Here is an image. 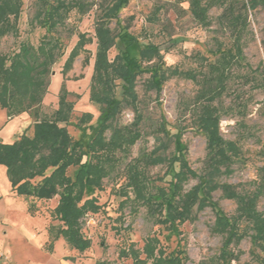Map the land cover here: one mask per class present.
Wrapping results in <instances>:
<instances>
[{"label": "trees", "instance_id": "16d2710c", "mask_svg": "<svg viewBox=\"0 0 264 264\" xmlns=\"http://www.w3.org/2000/svg\"><path fill=\"white\" fill-rule=\"evenodd\" d=\"M128 2L113 0L100 5L102 13L95 26L96 51L90 94L99 104L101 114L97 127L88 126L93 134L87 144L75 139L67 127L75 109V102L69 99L70 91L66 88L61 91L58 107L51 116L42 117L41 106L49 91L53 66L65 55L63 43L54 32L59 26H66L72 11L83 16L92 4L88 0H38L34 21L46 28L39 44L22 41L18 50L0 53V105L6 107L10 115L27 110L34 118L33 134L23 133L10 143L0 140V164L6 167L12 191L29 201L30 211L37 208L38 200L58 196L53 213L61 222L59 230L72 247L82 252L91 246V239L83 232V219L89 212L101 209L96 197L86 196L87 191L103 189V180L123 167L126 186L121 193L126 198L122 203L139 199L154 220L167 230L195 219L197 212L211 206L216 211L214 231L225 235V244L218 256L223 264L236 257L234 248L249 233L253 244L264 250V212L258 209V201L264 194V164L259 168L252 190H247L244 183L220 181L234 172V165L242 157L238 142L221 134L222 115L227 111L221 104L222 97L235 96V108L244 115L247 105L244 91L241 88L230 91V82L237 77L241 85L251 84L264 90V77L258 76V68L252 69L244 62L243 51L248 9L264 7V0H190L192 14L203 24L209 21L211 7L222 6L219 22L230 32L232 41L227 48H217L219 56L215 61H206L205 69L188 70L165 65L163 53L154 45L141 49L139 57L130 54L128 33L115 31L109 25V20L117 18ZM22 7V0H0V43L8 34H19ZM88 43H92V37L79 31L78 40L62 68L66 78L75 58L87 51ZM113 48L118 49L111 58ZM197 58L204 59L200 55ZM89 61L90 56H86L84 63ZM144 62L146 66L142 65ZM238 66H246L248 70L237 72ZM145 71L150 72L146 89L157 94L174 76H185L199 85L194 97L193 121L206 135L207 152L201 172L194 170L188 160L189 149L183 141L186 126L180 124L171 131L165 119L159 123L158 130L165 136L170 135L174 145L172 152L162 153L166 142L160 139V144L151 152L130 157L132 147L144 133L145 114L136 86L138 77ZM126 109L134 112V119L122 124L118 118ZM89 119L88 115H83L79 123L84 124ZM158 164L170 168L179 165L167 185L158 184L157 178L149 174V168ZM190 178L198 182L186 190L185 183ZM217 190L223 198L236 202L233 214L222 212L213 198ZM130 191L134 192L133 198ZM142 252L143 258L133 247L122 250L123 255H132L136 264H185L187 258L184 249L168 253L156 235L146 238ZM96 264L112 263L98 260Z\"/></svg>", "mask_w": 264, "mask_h": 264}, {"label": "rangeland", "instance_id": "374dc122", "mask_svg": "<svg viewBox=\"0 0 264 264\" xmlns=\"http://www.w3.org/2000/svg\"><path fill=\"white\" fill-rule=\"evenodd\" d=\"M23 7L19 21V34H8L2 38L0 53H12L18 50L22 41L38 45L46 28L34 21L38 0H22ZM89 11L80 16L76 11L70 13L66 26H59L54 32L63 43L65 55L53 66L51 83L41 106L42 117H49L57 109L61 91H70L69 99L75 102L74 113L67 124L69 132L75 139L87 144L93 131L89 125L98 126L101 109L91 99L90 83L96 51L95 26L102 13L101 4L113 0H88ZM223 7L215 5L208 11V23L199 22L191 12L190 0H129L117 18L109 20L115 31L123 30L129 35V50L134 57H139L140 50L149 45L157 46L164 56L167 66H177L182 70L205 69L206 61H215L219 56L218 47L230 46L232 37L219 22ZM86 32L92 37V43L86 44L87 51H82L74 60L73 67L66 78L62 68L70 51L78 40V32ZM118 48L110 52L115 56ZM245 60L252 69L258 68V76L264 77V7L248 9V26L243 39ZM203 56L199 60L197 56ZM90 56L89 63L84 58ZM147 63H143L146 66ZM246 66L236 67L237 72H246ZM149 71L143 72L137 79L136 90L145 114L143 136L132 147L130 157H139L149 153L166 142L161 151L169 154L174 149L170 135L158 130V125L165 119L171 131L176 126L185 125L183 141L188 146V160L191 167L201 172L206 157V135L194 125L193 104L199 85L185 76H174L163 85L160 94L148 91L145 82ZM244 91L243 99L247 101L246 113L243 115L235 108V96L224 95L222 106L227 110L221 119V134L228 140L237 141L242 149L239 163L234 165V172L223 176L220 181L239 184L244 183L247 190L254 188L253 181L258 179L259 168L264 164V90L241 85L238 78L230 82V91ZM217 103V102H216ZM83 115L89 120L79 123ZM134 112L124 110L118 120L122 124L131 123ZM34 118L27 110L10 115L7 108L0 105V140L10 143L23 133L33 134ZM83 126H86L85 130ZM166 164L153 165L149 174L157 178V183L167 185L171 175L178 170ZM121 171L114 172L103 180V189H91L86 196L96 197L101 209L89 212L83 219V232L91 239V246L85 251L72 247L59 227L61 222L55 217L53 209L58 196L51 200H38L37 208L29 210V201H15L10 195L11 183L6 167L0 164V264H96L106 260L112 264H136L132 255L122 254L123 249L134 248L143 258V247L148 236L160 238L169 253L184 249L187 255L185 264H223L218 256L225 244V235L214 231L216 211L207 206L197 212L195 219L167 230L159 225L147 211V207L138 199L126 201L121 193L126 186V179ZM72 172V171H71ZM198 179L190 178L185 189H191ZM131 190V189H130ZM130 197L134 192L130 191ZM223 213L235 212L236 202L223 198L221 191L213 193ZM140 201V202H139ZM24 203V202H23ZM122 203V204H121ZM25 207V208H24ZM258 209L264 212V194L258 201ZM234 259L226 264H264V250L253 244L250 233L234 248Z\"/></svg>", "mask_w": 264, "mask_h": 264}, {"label": "crops", "instance_id": "0c3cea01", "mask_svg": "<svg viewBox=\"0 0 264 264\" xmlns=\"http://www.w3.org/2000/svg\"><path fill=\"white\" fill-rule=\"evenodd\" d=\"M11 191H12V187H11ZM10 195H12V196H14V200L17 202V201H23L22 202V205L23 206H25V205H27L28 203H27V201L28 200H26L24 197H22V196H17L13 191L10 193ZM1 198V197H0ZM41 201V200H40ZM57 202H58V200H57ZM25 208V207H24ZM2 222V219L0 218V223ZM65 263H67V261H66V259H60V264H65Z\"/></svg>", "mask_w": 264, "mask_h": 264}]
</instances>
